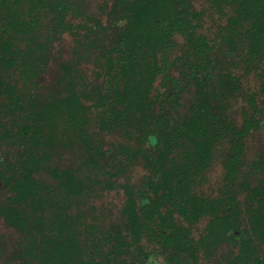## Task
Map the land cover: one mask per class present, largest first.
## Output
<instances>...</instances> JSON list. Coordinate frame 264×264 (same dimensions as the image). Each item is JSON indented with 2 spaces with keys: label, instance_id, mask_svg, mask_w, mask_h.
<instances>
[{
  "label": "trees",
  "instance_id": "trees-1",
  "mask_svg": "<svg viewBox=\"0 0 264 264\" xmlns=\"http://www.w3.org/2000/svg\"><path fill=\"white\" fill-rule=\"evenodd\" d=\"M25 1L0 0V16L7 23V28L0 33V143L18 137L25 154L19 165L12 160L0 163V177L12 186L0 204V215L19 234L15 252H20L23 264H148L150 257L142 246L144 218L151 223L158 222L162 230L159 243L163 249L153 253L151 264L168 262L167 244L176 247V261L181 262L187 254L193 264H199L196 255L199 249L193 243L192 232L183 228L169 234L165 225L175 215L185 222L197 223L205 213L210 216L200 237L203 247H216L224 239L233 237L239 252L231 249L225 262L264 264L256 244L246 236L247 231L238 221L235 199L221 201L195 194L194 187L202 178L209 153L224 130L232 134L234 129L222 124L221 112L213 107L214 101L219 102L220 93L206 90L212 80L207 72L212 65L211 46L205 36L196 33L201 15L194 10L193 0H114L108 14H117L116 19L107 25L90 16L86 22L69 23L67 0H27L30 9L45 7L55 19L54 27L68 30L73 39L70 58L58 62L59 77L47 95L42 94L40 86L18 92L9 79V72L20 67L39 76L45 53L49 51L48 43L30 32L32 21L38 23L37 18L28 22L23 19L20 9ZM207 1L220 9L230 7L232 22L250 19L252 27L245 36L252 47L251 42L256 40L258 54L264 53V34L260 31L264 25L263 2ZM235 33L229 30L226 41L235 43ZM175 34L187 42L188 67L208 74L197 82L204 88V95L184 116L171 113L168 107L152 115L150 110L158 102L162 105L165 97L169 103L178 102L177 96H166L164 89L151 96L162 67L170 68L177 63L169 60V47ZM257 47L254 45L253 49ZM191 56L197 59L196 63H189ZM90 57L97 69L89 75L81 66L82 60ZM164 73L163 82L169 78L167 70ZM218 78L222 88L235 91L238 81L230 72H221ZM36 102L42 105L39 111L33 109ZM132 107L144 113V129L148 126L152 131L148 135L157 150L156 156L152 153L148 157L151 174L140 193L136 194L128 184L123 186L126 200L122 228L106 230L93 212L83 208L91 187L102 183L100 177L110 183L102 170L101 146L95 145L93 150L90 147L89 126L95 120L100 125L116 123ZM16 111L23 114V125L14 132L6 118ZM250 124L246 121L245 129ZM243 133L237 131V137L241 138ZM66 139L70 150L81 145L84 154L90 156L91 168L82 171L75 163L53 164L51 156L58 145L66 144L63 142ZM236 144L226 162L229 175H233V165L240 160L241 145ZM129 148L122 150L130 155L126 157L130 161L140 150ZM258 160L264 164V152ZM116 161H119L117 170L121 171L124 157ZM45 167L53 178L51 184L39 180L38 174ZM253 197L261 206L254 214L260 222L257 227L261 228L264 180L253 189ZM74 206L78 212L73 215L70 210ZM228 233L230 237L226 236Z\"/></svg>",
  "mask_w": 264,
  "mask_h": 264
},
{
  "label": "rangeland",
  "instance_id": "rangeland-1",
  "mask_svg": "<svg viewBox=\"0 0 264 264\" xmlns=\"http://www.w3.org/2000/svg\"><path fill=\"white\" fill-rule=\"evenodd\" d=\"M260 1L264 4V0ZM24 3L20 9L23 19L28 22L37 18L38 23L32 21L34 24L30 26V32L41 41L48 43L49 51L45 53L42 69L38 71L39 76L34 75L33 71L20 67L9 72V79L13 82L12 84L16 85L18 92L32 90L40 86L43 88L42 94L47 95L58 80V62L70 58L73 39L68 30L59 26L54 27L55 19L51 13H48V10L44 9L45 7L30 9L29 2L26 0ZM67 4L66 20L72 24L86 22L89 16L98 18L103 25L116 19L117 14H108V12L111 13L114 0H67ZM193 5L194 10L201 15L196 33L205 36L211 46L209 57L212 60V65L207 72L211 74L212 80L206 90H216L220 93V100L219 102L214 101L213 107L218 108L221 112L224 120L222 124L234 129L232 134L228 130H224L223 136L212 148L209 153L210 159L204 166L202 178L194 187L195 194L221 201H229L228 199L234 198V204L237 205L239 213L238 221L241 222V227L247 231L246 236L256 244L258 254L264 259V223L261 224V228H258L260 222L254 217L255 212L260 210L261 206L253 197V189L260 184L261 180H264V164L258 160L259 155L264 152V53L258 54L256 40L251 42L253 47L254 45L257 47L253 49L245 36V32L252 27L250 19L232 22L233 12L230 7L225 6L220 9L207 0H193ZM6 24V21L0 16V33L4 32L2 31L4 28H7ZM229 30L236 31L233 35L235 43L226 41ZM260 31L264 34V25ZM186 44L183 36L178 34L173 36L169 47V60L171 62L176 60L177 63L170 68L163 66L151 89V96H155L159 90L164 89L166 96L173 94L178 97V102L169 103L168 97H165L162 99V105L161 102H158L154 105L153 110H150L152 115L153 112L159 113V110L168 107L171 113L184 116L190 106L198 102L204 95V88L197 82L208 74L197 68L188 67L185 58ZM196 60L193 56L188 58L191 64L192 62L196 63ZM81 67L89 75L95 68L97 69L91 57L82 60ZM165 70H167L169 78L163 82ZM221 72H230L233 79L238 81L234 92L220 86L218 76ZM41 108L42 105L40 103L38 105L36 102L33 109L37 111ZM143 118L144 113H140L137 107H132L126 113V117L116 123L100 125L95 120L91 121L89 126V135L92 139L90 147L101 146L103 154L101 157L104 163L102 170L110 183L108 185L105 179L100 177L102 183L91 187L90 196L85 198L83 208L93 212L100 221H98L100 225H103L106 230L116 226L122 228L124 220L122 209L126 200L123 186L128 184L138 194L146 186L145 179L151 174V162L148 157L152 153L156 156L157 150L149 140L148 133H152L151 129L148 126L144 129ZM6 120L8 126L16 132L23 125V114L16 111L13 115H8ZM246 121L251 123L247 129H245ZM237 131H244L241 138L237 137ZM46 132L45 129L44 133ZM63 142L70 143L67 139ZM67 143L56 147V153L51 156L53 164L71 166L72 163H75L82 171L91 168L90 156L84 154L85 150L80 148L81 145H79L80 147L74 145V149L70 150L66 147ZM236 143L241 145L240 160L233 165L235 168L233 175H229L226 162L232 146ZM125 147H130L131 150L139 149L140 153L130 161L126 160V157H130V155L126 154V150H122ZM24 157L25 154L18 137L15 140L0 143V163L12 160L19 165ZM123 157L124 166L120 167L121 171H118L119 161L116 160ZM48 170L46 167L42 168L38 177L43 183L51 184L53 178ZM11 190L10 184L0 182V202ZM218 204L223 206L222 203ZM70 212L74 215L78 212V208L74 206ZM209 216L208 213H205L197 223H188L176 215L172 216L173 220L169 218L165 225L167 233L175 234L183 228L189 229L192 232L193 243L199 249V253L196 254L199 264H228L225 262L227 253L231 249H234L232 250L234 253L239 252V247L236 246L237 241L230 237L231 234L226 235L230 237L228 241L224 239L216 247L211 245L203 247L200 244V237L204 234ZM141 225L144 229L142 246L144 252L150 257L147 260L148 264H151L153 253L163 249L159 243L162 230L158 222L151 223L145 218ZM226 236L225 238H227ZM18 239L19 234L16 233V230L8 225L0 215V241L2 242L0 264H23L20 252H15ZM167 245L166 257L169 263L193 264L192 257L187 254H184L181 262L176 261V247L174 244ZM168 262L165 260L163 264H169Z\"/></svg>",
  "mask_w": 264,
  "mask_h": 264
},
{
  "label": "flooded vegetation",
  "instance_id": "flooded-vegetation-1",
  "mask_svg": "<svg viewBox=\"0 0 264 264\" xmlns=\"http://www.w3.org/2000/svg\"><path fill=\"white\" fill-rule=\"evenodd\" d=\"M0 182H1V183H6V182L4 181V179L1 178V177H0ZM9 193H10V192H9ZM5 200H6V198H5L2 202H0V204H2Z\"/></svg>",
  "mask_w": 264,
  "mask_h": 264
}]
</instances>
